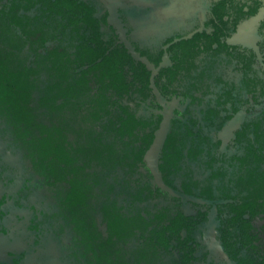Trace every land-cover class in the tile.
<instances>
[{"label":"trees","instance_id":"trees-1","mask_svg":"<svg viewBox=\"0 0 264 264\" xmlns=\"http://www.w3.org/2000/svg\"><path fill=\"white\" fill-rule=\"evenodd\" d=\"M83 22L97 20L77 0H0V141L21 156L27 178L37 175L57 195L44 220L69 233L64 258L264 264V106L256 125L235 130L239 152L229 157L221 139L210 142L201 129L171 118L154 172L145 155L161 116L149 121L137 115L138 102L124 101L159 87L158 79L124 47L101 52L97 29L79 27ZM255 78L264 96V80ZM2 153L0 167L12 175L17 168ZM211 209L218 260L202 232Z\"/></svg>","mask_w":264,"mask_h":264},{"label":"flooded vegetation","instance_id":"flooded-vegetation-1","mask_svg":"<svg viewBox=\"0 0 264 264\" xmlns=\"http://www.w3.org/2000/svg\"><path fill=\"white\" fill-rule=\"evenodd\" d=\"M182 1L147 0L143 5L130 3L113 9L108 0H77L79 4L84 3L91 17L97 20V23L83 22L79 27L91 29L93 26L97 29L101 52L108 54L114 47H124L133 58L146 64L151 70L149 77L154 75L158 79L159 87L152 90L141 88L143 93L138 98L129 94L124 101L131 107H136L135 101L138 102L137 115L149 121L159 115L162 119V101L168 102L172 105L169 120H178V123L189 125L197 132L201 129L200 133L210 142L218 137L221 139L220 150L229 157L239 152L232 141L235 130L247 123L256 125L258 114L264 106V96L259 95L258 84L255 83V77L264 80V15H261L264 14V0H189L186 11L182 9ZM141 20L145 21L143 38L134 40V27L137 23L139 27ZM250 22H256L259 38L251 44L235 40L234 35L241 27L250 29ZM122 33L127 35L131 48L121 38ZM181 40L184 42L181 43ZM89 43L96 45L93 41ZM167 68L171 69L170 72ZM168 77L170 80L166 81ZM163 91L169 95H162ZM233 123L232 133L225 139L223 132ZM3 154L2 161L14 166L3 159ZM2 170L0 167V178L6 180L12 179L17 171L10 175ZM24 177L29 180L36 178L43 189L49 190L37 175L27 178L24 174ZM65 185L62 183V190ZM28 186L33 189L22 195L21 189ZM37 187L29 184L20 188L15 201L26 200L32 191L40 188ZM2 204L3 199L0 198V236L10 231L17 234L18 230L8 225V213ZM184 211L194 213L189 205L184 206ZM211 211L215 210L211 209L208 217ZM49 213L24 226L25 238L42 231L59 234L65 240L59 258L64 263L72 264L64 258L69 233L54 231L44 220V215ZM96 215L98 230L105 235L102 216L99 212ZM213 216L216 220L214 212ZM98 221L104 231L99 228ZM37 245L38 242L34 241L33 246L28 245L20 254H10L12 264H48ZM28 252L34 254L32 263L24 258ZM0 264L6 263L0 261Z\"/></svg>","mask_w":264,"mask_h":264},{"label":"rangeland","instance_id":"rangeland-1","mask_svg":"<svg viewBox=\"0 0 264 264\" xmlns=\"http://www.w3.org/2000/svg\"><path fill=\"white\" fill-rule=\"evenodd\" d=\"M147 0H108V4L114 8H121L124 5H129L130 3L143 5ZM189 0L182 1V9L186 11L188 8ZM190 10V8H189ZM264 15V14H261ZM130 18V17H129ZM131 19V18H130ZM129 19V20H130ZM146 20V19H144ZM144 20H141L137 26L134 27L135 31H133V39L140 40L143 38L144 33ZM135 22V21H134ZM250 29H246L241 27V29L234 35L235 40L241 42H247L251 44L255 42L259 38V34L256 28V22L249 23ZM121 38L124 39L125 42L131 48L129 43V39L126 34L122 33ZM163 109L162 114L163 117L161 119V123L159 128L155 131V138L150 146H156V140H161L164 138L167 127L169 115L172 110V105L170 103L162 101ZM233 123L231 126H227L223 135L226 138L229 137L230 133L233 130ZM0 149H4L3 159L16 166L17 171L16 174L10 180H6L0 178V198L3 199L2 207L7 211L8 217L7 222L10 228L13 230L17 229V234H14L10 231L9 234H4L0 236V261L5 262L6 264H12L11 256L12 253L22 252L24 248L28 245L33 246L34 241L38 242L39 252L44 255L47 259L48 264H67L64 263L59 257L61 254L62 245L65 242L64 238L59 234L49 233L48 231H42L39 233H33V235L26 236L22 229H24L26 224L31 220H39L44 213L53 212L57 208V195L50 191L43 189L41 183L36 178L33 180L26 179L24 177V171L26 168V164L22 162V158L19 154L14 153L11 147H8L5 141H0ZM146 165L149 166V160H147L145 156ZM29 184L37 185L38 189L32 191L26 200H22L19 203L15 201V196L20 188L25 187ZM66 188V186H64ZM213 212L211 211L208 217V220L204 224L203 232H204V240L206 248L209 252L215 255L216 258L223 257V250L221 248L220 242L216 237V224L217 221L213 216ZM99 228L104 231V227L98 221ZM25 226V227H24ZM27 262L32 263L34 261V254L28 252L24 257Z\"/></svg>","mask_w":264,"mask_h":264},{"label":"water","instance_id":"water-1","mask_svg":"<svg viewBox=\"0 0 264 264\" xmlns=\"http://www.w3.org/2000/svg\"><path fill=\"white\" fill-rule=\"evenodd\" d=\"M163 140V139H162ZM157 144L156 146H152L151 148H149V150L147 151L146 153V158L147 160H149V167L152 168V170H154V172H156L155 170V166H156V163H157V156H158V153L160 151V147H161V144H162V141L161 140H156Z\"/></svg>","mask_w":264,"mask_h":264}]
</instances>
